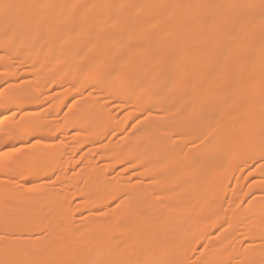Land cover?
I'll return each instance as SVG.
<instances>
[{
  "label": "bare ground",
  "instance_id": "bare-ground-1",
  "mask_svg": "<svg viewBox=\"0 0 264 264\" xmlns=\"http://www.w3.org/2000/svg\"><path fill=\"white\" fill-rule=\"evenodd\" d=\"M46 36L69 42L55 41L36 50V43ZM0 42L39 56L61 49L65 59L87 49L102 53L103 60L91 58L95 64L87 66L84 79L101 69L105 74L90 82L82 103L69 108L86 111L87 120L78 127L97 135L105 112L95 101V88L108 94H135V105L144 115L136 123L135 136L126 137L115 152L138 162L139 172L149 176L145 185L125 187L122 176L102 178L87 167L85 187L79 189L87 211L76 228L60 187L37 185L38 193L31 196L6 185L7 177L0 178V264H181L197 245L194 239L206 236L203 227L215 223L221 213L218 199L207 197L213 185L248 146L264 142V77L253 79L264 74V0H0ZM120 49L118 60L113 56ZM5 71L12 75L8 67ZM75 78L80 83L81 78ZM28 83H8L11 91L1 104L12 103L18 97L13 88L20 86L27 91L25 102H32ZM243 83L248 90L239 89ZM7 116L3 110L0 121ZM94 119L99 121L89 127ZM185 122L190 123L186 138L198 145L183 152L167 148L170 131ZM3 131L0 122V154L4 143L22 138L26 131H33L32 144L40 145L49 128L28 119L12 137L2 138ZM81 139L84 134L75 137ZM61 153L53 143L47 144L20 153L14 164L21 169L30 163L41 165L38 171L45 175L55 169ZM4 168L11 164L0 160V169ZM161 169L167 171L164 176L157 173ZM57 172L62 187L66 178L61 168ZM258 172L264 175V166ZM158 182L162 186L157 191ZM254 183L263 184L258 197L264 199V177ZM117 193L116 206L92 211ZM261 211L258 225H264V205L251 211L253 218ZM237 217L241 215L231 216L217 233L227 244L198 253L193 264L227 254ZM37 228L42 235L30 238ZM253 228L251 238L257 235ZM252 251L247 247L231 264H250L245 254Z\"/></svg>",
  "mask_w": 264,
  "mask_h": 264
},
{
  "label": "rangeland",
  "instance_id": "rangeland-1",
  "mask_svg": "<svg viewBox=\"0 0 264 264\" xmlns=\"http://www.w3.org/2000/svg\"><path fill=\"white\" fill-rule=\"evenodd\" d=\"M55 38L58 37L46 36L39 40L36 43V50L55 41L69 42L68 39ZM75 38L80 39L78 36H75ZM96 43L99 45L100 41ZM83 53L81 55L72 54V56L65 59L63 50L58 49L47 51L43 54L44 56H39L35 53L28 54L22 50L18 51L15 47H6L0 42V113L3 110L8 111L6 119L0 121L4 128L2 138L12 137L13 131L23 130L28 119L32 122L39 120L49 128V132L45 134L40 145L36 144L34 146L32 144L35 138L33 131H26L22 138L18 137L19 139L16 138L15 141L4 143L1 149L4 154H0V160L5 164L9 162L11 168L7 170L5 168L0 169V178L4 180L7 177L8 182L6 185L14 187L17 191H25L31 196L38 193L37 185L54 189L60 187V194H66L64 195L67 198L66 207L71 212V223L75 228L82 224L81 217L87 211L85 204H81L83 200L80 197L83 191L82 187H85L84 174L87 167L103 174L102 178L122 176L125 179V182L122 183L125 187L128 185L137 187V185H145L149 182V176L139 172L141 166L138 162L124 160L123 157H120L121 153L115 152L116 149L121 147L126 137L135 136L136 123L144 115V110L135 105V94L129 96L125 91L121 95L108 94L95 88L93 93V96L96 97L95 101L98 103L99 108H103L105 112L104 121L100 125L102 129L99 134L94 135L89 133V130L78 127V123L87 120L85 117L86 111L77 112L75 107L69 108L70 105L74 102L76 105L82 103L80 99L89 93L90 82L99 80L105 74V71L101 69L85 80L87 66L95 64L90 63L91 58L94 57L95 59V56L96 58L98 56V59L103 60L104 55L102 53L94 55L90 49L83 51ZM121 54V49L116 50L113 57L119 60ZM7 67L12 75L5 71ZM75 77L81 78L80 83H77ZM262 77H264V74H257L253 79L258 80ZM15 80L16 83H21L24 80L29 81L30 90L28 94L33 101L25 102L27 91L22 90L20 86L19 88H13L18 97L12 103L2 105L1 101L11 91L6 85ZM38 83L43 84L41 88L37 87ZM238 87L240 90H248L244 83L238 84ZM22 88H24L23 83ZM188 102L191 101L188 100ZM75 120L79 122L76 123ZM98 121L94 119L93 124L89 127L95 125ZM16 124L18 127H13ZM181 125H183L182 128L178 127L170 131L168 143L166 144L167 148L176 147L183 152L185 149L194 148L198 144L186 138V130L189 128L190 123L185 122ZM80 129L83 131L80 132ZM78 134H84V139L75 141ZM52 143L59 153L62 152L54 170L45 175H40L38 170L41 165L35 167L31 166L30 163L22 169L15 166L14 161L20 156V153H32L37 148L42 149L47 147V144ZM263 147L264 142L248 146L242 157H236L234 158L236 159L235 163H230L225 177L220 178L219 182L213 185L207 197L209 196L211 200L218 199L221 213L217 215L215 223L210 222L209 225L203 227L206 236L198 241L197 237L194 239L197 245L192 246L187 251L182 263L193 264V260L198 253L207 254L218 246H225L227 244L226 239L218 237L217 233L223 230L228 219L237 213L241 215V218L237 217L235 222L233 237L231 235L233 242L228 251L229 253L227 252L225 256L221 255V257L220 255H217L219 257L207 256L204 258L203 264H220L223 257H225L223 258V264H226V262L231 264L237 258H242L244 250L249 246H252L253 251L249 255L246 253L245 258L250 261V264H264V225H258V220L263 213L262 211L255 213L254 218L251 214L253 207L264 205V199L258 197L261 193L258 190H260L262 183H254L257 180L263 181L264 175L258 172V167L264 166V152H259V149ZM107 159L112 160L108 162ZM60 168L66 178L65 185L62 187L59 184L60 182L56 180L59 174L57 171ZM256 169L257 171H255ZM24 172H33V174L26 176L27 173L23 174ZM166 172V169H161L157 173L164 176ZM158 183L157 191L162 186L161 182ZM79 189H82V191H79ZM97 189L100 194L101 185ZM153 195L157 197V202L164 203V199L158 193ZM119 199L120 195L118 193L116 195L111 194L107 196L103 207L97 206L98 208L96 207L92 211L105 210L108 205L109 207L116 206ZM57 219L54 216V221ZM29 222L26 219L25 224ZM252 224L257 229L255 238H251V232L254 230ZM225 230L227 231V229ZM2 234L0 231V236ZM41 235V228H37L29 237L36 239Z\"/></svg>",
  "mask_w": 264,
  "mask_h": 264
}]
</instances>
